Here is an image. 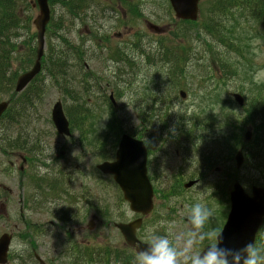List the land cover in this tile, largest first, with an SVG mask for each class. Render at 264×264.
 <instances>
[{
  "label": "rangeland",
  "instance_id": "obj_1",
  "mask_svg": "<svg viewBox=\"0 0 264 264\" xmlns=\"http://www.w3.org/2000/svg\"><path fill=\"white\" fill-rule=\"evenodd\" d=\"M32 2L34 0H17L16 4V18L18 21L16 25H18L19 32L11 40V42L16 41L17 44L15 51L11 52V71L15 76L21 75L26 70L28 71L30 62L33 64L34 61L31 53L34 48L36 49V30L32 22L37 16L38 11L32 7ZM117 3L116 1L112 2L114 9L117 10V17H120L122 14L118 11ZM131 4L136 12L129 15L130 19H136L139 14L143 20L149 21L151 18V21L155 22L161 29H164L161 34L162 44L167 48L175 44L173 37L179 36L183 28L180 29L178 27V29L177 22L175 20L171 21L167 16L166 11L169 7L165 0H133L129 2V5ZM122 6L124 8L122 13L124 16H127V6L124 4ZM51 10L54 22L50 25L48 31L56 28L60 31L61 35H64L68 42L78 46V38L75 33L77 30L79 32V23L67 12L68 8L66 10V8L52 1ZM241 12L236 11L234 16L232 13L223 14V25L227 24V21H230L231 25L233 24L232 29L224 36H221L222 41H230L232 43L229 44L231 45L229 48L219 44L217 40L208 39L214 50V53L208 54L202 43L198 45V38H194V41H196L195 49L189 56L190 60L180 65L177 68V72H174L173 68L161 69L159 64L155 62L154 64H143L141 62L123 80H117L114 79V67L116 64L106 61V66L110 69L109 79L106 80L109 84H98L97 87L107 98L111 97L116 106L113 108L108 105L103 100L102 95L97 93L99 90L96 91V88L92 87L86 96L91 97L93 100H87L84 103L80 101L79 103L81 106H85L87 114L84 115L82 113L79 116L82 121L79 125L74 126L71 132L72 136L69 139L61 138L55 134V130L50 122V111L56 101L61 100L62 103L65 101V104L68 106L73 103L65 98L63 93L48 89L47 83L42 87L45 95L36 105V110L31 111L33 114L31 127L34 132L41 133L44 131L47 133L45 143L48 146L45 147L52 155L49 159L40 157L34 162L45 164L48 167L54 166L55 170L60 168L61 172H63L60 177L65 178L63 187L66 191V203L63 209L67 212L65 218L68 221L76 220L77 215L87 206L86 200L90 196L95 197L96 195L99 205L104 209L101 211L111 219L117 222L135 219V216L119 200V192L114 187V184L110 182L109 178L103 177L100 174L101 185L96 186L90 175L81 182L66 180V175L72 176L75 167H78V172L89 171L90 163L93 165L95 161L100 162L112 158L116 143L122 134L121 131L128 132L131 135L134 134L137 137L139 131L137 128L141 126V119L143 117L148 119L151 110L154 108L158 109L152 118V128L156 126V128H162L163 130L167 129L166 133L175 131L173 135H179V145L177 147L165 149L159 147L160 150H156L163 154L159 156L160 169L167 177L165 181H162V186L164 187L167 183L169 187L174 185L176 193L170 197L168 196L169 193H162L161 195V192L157 189L158 196L154 202L156 212L146 217L145 227L141 232L143 238L146 239L150 230L167 234L169 227L173 224H175L177 230H187L188 224L183 222L186 221L192 204L200 200L201 197H203L202 202L211 201L209 207L213 210V217L209 224L206 225V229H215L219 232L225 222L229 208L228 200L224 198V200L212 201L213 197H210L211 193L217 194L219 192L215 179L204 181L203 186L196 185L189 189H182L181 185L183 186L184 183L182 181L185 180H177L175 175L178 167L183 172H186L184 162L185 151L178 148V146L187 147L192 150L194 157H196L195 150L207 149L204 145V140L202 142L199 141L200 146H197L196 140H192L195 139L192 133L195 125L190 122L191 117H203L202 115H204L205 121L209 125L206 129L207 137L213 142H218L219 140L223 144L224 154L226 151L223 161L226 186L234 179V182H241L246 187L254 183L256 184V181H264L263 172L249 173L246 165L238 172L234 168L233 161L236 149L242 145L245 131L247 129L251 130V128L255 131L253 126L249 125L245 127V121L247 120L245 111L249 105V103L247 105V102L253 99V95L256 93L264 97V25L260 26L257 20L256 24L254 21H251V19H256V16L251 17V14L246 18L247 14L242 12L245 18H241ZM234 18H237V21H234ZM237 22L238 24H235ZM148 23L152 25L151 22ZM85 24L89 25L90 22H85ZM113 24L114 33H116V22L114 21ZM133 27L134 30L142 29L138 21L134 22ZM118 32L121 33V39H125L126 42L131 41V36L128 33L123 36V29H118ZM145 36L147 39H158V37L150 33H145ZM116 43L118 41L113 40V45ZM53 47L56 50H60L63 48V45L58 39L52 38L49 33L47 37L45 36V53L48 54L50 50H53ZM110 52L111 55L108 56H111V59H117L118 56L124 58V53L121 51L110 50ZM69 63H71L70 68L75 72V80L79 87L81 71L79 72L78 70L80 68L77 63ZM129 63L133 64L134 62ZM44 64L45 60L43 61ZM127 67L126 64H123L121 72L124 73ZM46 73L47 68L44 65L40 77ZM103 77L107 76L104 75ZM95 80L100 79L92 78L88 82L96 84ZM180 89L186 92V100L179 99L178 92ZM233 93L243 96L244 101H246V105L243 108H239L230 99ZM11 97H13V91L10 93V90L0 88V102L7 99L10 100ZM16 99L22 100V95L15 96L11 101H16ZM160 103L163 104L160 106ZM229 103L233 106H230ZM77 105L74 103L72 107ZM74 110L73 108L71 111ZM225 118L229 122V127L220 128L219 122ZM2 130L3 126L0 124V134ZM148 134L146 132L145 136H148ZM81 141V146L84 148L87 157L82 156V151L79 150V147H81L79 142ZM189 142L193 144L192 147L189 146ZM150 146L153 147V144H150ZM212 146L214 149H217L218 144H213ZM247 147L244 146L246 164L250 163L256 167V161L247 158ZM187 151L188 149H186V155L188 156ZM10 155L11 150L8 143L3 144L0 147V184L12 189L16 184L15 178L19 181L20 186L22 183L24 186L27 183V179L26 175H14V177H11L2 173L3 171L9 172L6 168V160L8 158L12 160ZM161 162L167 165L166 168L161 167ZM17 164H20V162ZM215 165L217 166V164ZM12 192L11 196L13 197L0 186V207L3 208V210H0V236L4 233H10L13 237L11 254H13V258L17 259L19 254L31 249L29 240L20 237L22 231L19 229L21 227L20 220H24L23 223L28 226L29 212L19 202L20 199H23V204H25L26 193L15 194L17 192L15 189ZM51 199H55V195H52ZM163 199L168 201L163 202ZM183 201H188L189 205L186 204L187 207L182 206L181 208ZM21 207L23 208L22 212H20ZM186 208L189 209L187 210ZM34 216L40 222L47 223L46 218ZM14 223H17V227L19 226L16 230ZM61 225L67 227L65 223ZM72 225L74 226V224ZM96 230L97 242L93 245H97L98 250L102 248L110 249V242H117L123 247L122 239L117 232H114V234L108 233L103 226L96 228ZM26 232H29V229H26ZM68 232L74 239L73 243L80 246L78 239L82 238V236L77 235V238H75L69 229ZM47 234L45 237L37 234L32 237L36 244V253L43 260L47 258L52 259L53 264L68 263L67 259L58 255L60 252L59 236L53 238L51 231L47 232ZM259 239L260 241L264 239V231L261 232ZM208 243L210 242L206 241L205 245H208ZM9 261H13L12 257ZM14 262L11 264H19L17 260Z\"/></svg>",
  "mask_w": 264,
  "mask_h": 264
},
{
  "label": "flooded vegetation",
  "instance_id": "obj_2",
  "mask_svg": "<svg viewBox=\"0 0 264 264\" xmlns=\"http://www.w3.org/2000/svg\"><path fill=\"white\" fill-rule=\"evenodd\" d=\"M113 1L118 2L117 8L119 13L122 14L120 17H117L118 14L112 4ZM130 1L75 0L78 5L87 7L86 9L81 8L77 12V22L79 23L80 28L78 32L79 47H77L76 52L78 56L77 60L81 61V64L86 70H90L88 75L92 78L100 79L96 80V83H105L106 80L109 79L110 69L106 66V61L108 63L110 60L113 62V58L111 59V56H108L111 55L110 50L116 52L121 51L124 53V58H120L119 56L117 57V62L114 67V79L117 80H123V78L132 73L141 62L143 64L146 63L147 57L151 55L152 52L157 51L159 55L162 54L163 48L160 41L157 39H147L145 33L139 29L134 30L133 25L135 21H138L141 24V28L143 27L146 32L156 36H162L161 34L164 29H161V27L157 26L155 22L151 21V18L149 21L143 20L140 14L136 19H130L129 15L131 14V10L128 7ZM216 2L221 3L223 0H207L205 10L208 12V14H206L208 20H210ZM123 4L127 6V16H124L122 13L124 11L122 6ZM166 14L171 21L175 20L177 22V26H181L183 28L179 33L181 40L184 41L185 38H188V35L191 33L190 27L192 24L176 20L169 8L167 9ZM114 21L116 22V33H114ZM85 22H90V24L86 25ZM148 22H151L152 25ZM118 29H123V36L128 33V35L131 36V41L126 42L125 39H121V33L118 32ZM129 29H131V31H129ZM87 36L89 39L84 40ZM113 40L118 41V43L113 45ZM127 61L134 62V67L133 69H129L127 67L126 71L123 73L121 72L122 65H127ZM104 75L107 77H103ZM161 104L163 103H160V106ZM157 109L158 108H154L151 110L148 119L142 118L140 124L141 126L137 128V130H139L137 138L143 141L147 150V173L151 181H153V183L155 182V184L160 180L165 181L167 179L160 169L159 156L162 152L156 150H160L159 147H163L165 149L179 145V135H173L175 131L166 133L167 129L163 130L162 128H156V126L152 128L151 123L148 127L146 126L145 120L152 122L153 115ZM146 132L149 133L148 136H145ZM195 140L197 146H200L199 141L202 142L203 140L204 145H207L205 135H196ZM150 144H153V147H151ZM45 146H48L47 143H41V145L39 144L38 148L34 147L32 149L33 156H41L42 158L47 159L51 158L52 154ZM179 148L185 151L184 162L186 172H183L182 169L178 167L175 173L177 180L197 181L203 183L206 180L215 179L219 192L217 194L211 193L210 197H213L212 201L217 199L220 200L222 191L225 189V177L223 173L224 152H221L220 149H217L218 152H212L215 157L214 162L217 163L219 160L221 162V166H216L215 163H212L211 165L209 164L210 158L207 150L204 151L203 155L200 154L199 150H196V157H194L193 151L189 148L182 146ZM186 149H188V156L186 155ZM79 150L82 151V156L87 157V154L82 147H79ZM19 155L21 154L15 153L13 155L14 161L13 163L8 164L9 172L6 171V175H10L11 177H14V175H26L27 183L24 186L22 183L20 186L19 181L15 178L16 184L12 187V189L5 187L4 185H1V187L5 189L10 196L13 194V189L17 190L15 194L26 193L25 204H23V199H20L19 202L21 206H25L27 212H29V230L44 229V227L47 228L49 226L56 228L57 226H60L61 224H59L58 221L63 220L67 214L66 210L63 209L66 203V191L63 187L65 178H60L63 172H61L60 168L55 170L54 166L48 167L42 163L37 164L35 162H31L30 164H27L26 161L22 160V164H17V160H19L17 157H19ZM216 157H218V160ZM97 165V161H95L93 165L90 163L89 171L87 170L83 172H78V167H75V169H73V175H66V180L81 182L87 179V177L91 174L92 176H90V178L94 180L97 186ZM166 166L167 165L165 163L161 162L162 168H166ZM105 177L109 178L110 176ZM52 195H55V199H51ZM85 203L90 205L93 211L96 212V208L98 206L97 195L95 197L90 196ZM208 204L211 205V201L208 202ZM22 207L20 208V212L23 210ZM0 210H3V208L0 207ZM34 215L46 218L47 223L40 222ZM94 215L95 214H92V216ZM50 217L53 218L50 219ZM16 225L17 224L14 223V228H17ZM75 227L77 226H73L72 224L68 226V229L71 231L73 236H75V233L73 232ZM68 238H73L70 233Z\"/></svg>",
  "mask_w": 264,
  "mask_h": 264
},
{
  "label": "water",
  "instance_id": "obj_3",
  "mask_svg": "<svg viewBox=\"0 0 264 264\" xmlns=\"http://www.w3.org/2000/svg\"><path fill=\"white\" fill-rule=\"evenodd\" d=\"M198 1L170 0L176 16L190 20H195L196 18ZM36 5L39 9V15L33 22L37 30L36 60L30 71L18 77L15 85L16 92H20L30 83L38 74L40 68L39 60L43 54V35L49 21V10L47 0H36ZM234 98L239 105H242L243 100L240 96L235 95ZM6 106L7 103H0V116L5 111ZM52 120L60 135H68V123L63 115L60 103L54 105ZM244 138L246 141L249 140V132L245 134ZM145 160L146 154L141 143L123 136L116 152V161L99 166L103 173L113 175L114 182L123 192V198L129 203L130 209L143 215L150 211L152 197V189L146 179ZM242 162V154L238 152L235 157L236 167L239 168ZM191 184L188 183L185 187H189ZM252 194V198L247 197L241 187L235 185L230 198V213L221 231L223 237L222 246L239 248L247 242L254 241L255 234L264 216V191L262 189H253ZM139 225L140 221L129 225H117L123 233L125 241L130 246L135 244L133 235ZM9 242L10 237L7 235H3L0 238V264L6 263ZM145 247L146 245L138 244L137 248L143 249Z\"/></svg>",
  "mask_w": 264,
  "mask_h": 264
},
{
  "label": "trees",
  "instance_id": "obj_4",
  "mask_svg": "<svg viewBox=\"0 0 264 264\" xmlns=\"http://www.w3.org/2000/svg\"><path fill=\"white\" fill-rule=\"evenodd\" d=\"M52 1V0H50ZM57 3V0H53ZM253 1H259L257 3V10H253V7L251 3ZM261 0H223V2H216L214 5L213 13L214 15L220 16L224 12H233V7L235 6H241L243 9V12L246 11L249 14L253 15L251 12H256L258 17L261 16L262 13H264V2H260ZM237 2V4H236ZM16 3L17 0H0V88L5 90H10L13 81L15 78V74L11 71V52H14L17 48L16 41H12V38L16 36V33L19 32V28L17 27V14H16ZM62 7L68 8L67 12L71 15L74 14L73 6L69 2L68 4L65 2H62ZM234 16V13H232ZM241 18H244V14L241 12L240 14ZM234 21H237V18H234ZM56 23V22H55ZM10 33V34H9ZM51 37L54 39H58L60 43L63 45L66 40L64 35L60 34V31L56 28L50 29ZM32 56L34 55V51H32ZM66 55L59 53L58 50L50 51V57L47 61L49 64V68L56 71L57 75L59 70L66 64ZM52 65V66H50ZM62 71V70H61ZM60 75V74H59ZM53 79V78H52ZM54 86L53 88L62 90L63 95L65 98H68L69 100L74 104H78L75 107H72L73 104H69L68 113L71 117L72 126L79 125V123L82 121V119L79 117L82 113L86 115L84 112L85 106L80 105V101L75 99L72 95H74V90H71L70 86L63 85L64 87H58L56 85V82L53 81ZM39 91V90H38ZM67 98V99H68ZM26 104L30 103V99L28 101H25ZM85 101H83L84 103ZM249 105L247 107V120L245 121V126L250 125L253 126L254 136L252 138V141L250 144H248L247 149V158L250 160H255L257 166L255 167V170L261 171L264 174V97H261L260 94H254L253 99L248 101ZM75 109L74 111H71L72 109ZM6 121V119H5ZM203 124H207L202 122ZM4 126V124L2 125ZM4 134V133H3ZM2 145L5 143H8V146L11 148V139L8 136H4L1 139ZM172 190H176L175 187H171ZM30 235V234H27ZM27 235H20L23 239L27 240ZM35 242H31L30 245L34 246ZM256 245L258 247H264V239L260 241L258 238L256 241ZM27 255L25 252L23 253L22 257L19 258V264H38L37 262L33 261V257L30 256L28 259L25 257ZM107 254L105 255V257ZM20 257V254H19ZM26 258V259H25Z\"/></svg>",
  "mask_w": 264,
  "mask_h": 264
},
{
  "label": "clouds",
  "instance_id": "obj_5",
  "mask_svg": "<svg viewBox=\"0 0 264 264\" xmlns=\"http://www.w3.org/2000/svg\"><path fill=\"white\" fill-rule=\"evenodd\" d=\"M202 200L190 207L187 230H177L175 224L167 234L150 230L146 247L136 249V264H264V247L254 241L239 248L222 246V233L206 229L213 210ZM206 241L210 243L201 251Z\"/></svg>",
  "mask_w": 264,
  "mask_h": 264
}]
</instances>
